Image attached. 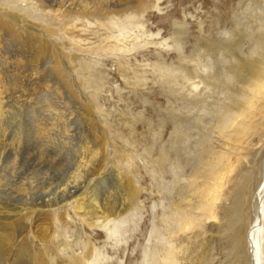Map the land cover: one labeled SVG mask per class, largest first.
I'll return each instance as SVG.
<instances>
[{"label":"bare ground","instance_id":"6f19581e","mask_svg":"<svg viewBox=\"0 0 264 264\" xmlns=\"http://www.w3.org/2000/svg\"><path fill=\"white\" fill-rule=\"evenodd\" d=\"M25 1L27 0H0V147L2 148L6 144L7 135L12 133L10 130L17 129L16 127L20 126L18 129L25 131L28 127H33L31 122L33 118L35 129L33 133L36 134V137L45 146L49 147L50 143L56 145L55 149L59 154L64 153L65 150L67 155H69V152H73L74 154L70 156L73 157L72 161L75 169L71 172V175H67V180L64 179V183L61 182L56 188L54 187V192L50 188L51 179L42 178L41 185L36 190L33 182L28 183L29 188L24 187L26 184L24 182L22 188H15V192L9 194L7 190L1 189L3 186V177L1 176L0 261L1 264H100L102 261L101 254L91 240L85 242L80 240L78 246L81 252L77 253L73 248L76 245L70 244L61 238L60 232L57 227L55 228L56 224L60 223L62 224L61 227H66L67 207L69 206L83 224L90 228L106 229L108 239L117 241L130 229L128 224L133 221H130V218H132L134 210H137L138 204H141L138 201L140 195H142V189L137 186L133 177L119 170L113 160L110 159L111 155L119 153L117 147L111 142L104 122L97 116L98 109L92 102H89L88 109H90V113L87 114L85 119L91 127L90 134L86 137L82 136L78 141L76 140L77 137L75 136L76 139H74L73 136V132H76L75 129L74 131L70 129L72 122L69 124L65 119L68 113L64 115L62 112L53 110L57 107V104L60 105L64 101L63 93L58 88L60 83H54L56 86L51 87L52 85L48 86L46 80H43V82L45 81L44 86L40 84V87L45 91V100L42 103H46L45 109H47V113L49 112V117L47 116L45 122L42 111L38 110L39 107L26 108L28 106H23V103L20 104L22 98L26 97L22 90L24 88L22 87V80L29 79L31 83V81L34 82L33 80H39L41 77V74L38 73L40 71L38 66L40 59L45 60L47 63L46 59L50 58L51 65L49 66L59 76V79L65 83L66 88L67 86L69 88L66 79L72 77V72L81 73V71L87 69L86 64L79 63L77 57L68 54L67 51L65 52L62 49L63 47L58 48L55 41L49 39L52 38L54 31L47 29L40 23H36L38 22L36 18L33 21L29 11L20 9L17 6L19 2ZM32 1L36 3L41 12L54 14L55 16H70L72 13H79L86 17L101 13L102 19L108 18V25L116 26L119 29L117 35L111 33L113 31H109L110 35H107L105 39H114L120 43V41L131 38L130 33H135L132 32L134 28L143 30L140 36L135 33L134 41L139 40L144 35L146 37L154 36V34H147L141 17H144V14L155 8L159 10L158 5L162 0H72L68 5L67 2L51 5L50 0ZM119 9L123 10L121 13L124 15L118 16L119 18L116 19L115 12ZM225 21L224 26L226 28L220 26L221 21L216 23L215 27L220 30L222 28L226 38L215 40L208 39L206 36V47H199L198 44H195L189 47L190 50L186 51L188 54L184 49L180 50L182 56L172 60L170 64L164 58L153 64L154 72L158 73V77L164 79L163 84L166 85H177L179 77L175 75V71L179 72L180 79L189 83L192 89L197 91V94L194 93L196 96L192 98H184L176 94L172 96L181 102L180 104L184 109L203 111L210 118L202 120L200 117L196 118L195 116L184 117L183 121H177L176 117L179 116L174 117L171 120L174 137H171L172 139L166 146H160L157 154L154 155L152 150L146 152L148 162L153 165L155 173L159 174L160 179L164 180L156 184L159 193L171 194L173 187L180 185L182 181L176 172H173V175H176L175 179L170 180L168 178L166 162H172L178 169H185L190 164L191 176L188 179L186 188H180L178 192L170 196V207L173 212L169 215L165 214L166 220L164 218L162 220L165 223L164 231L166 232L162 233L155 227L151 230V234L154 233L158 240L163 238L164 244H155L150 249L142 247V264H211L209 245L211 239L214 238L208 239V246L206 245L201 255L193 260L191 258L192 253H189L190 243H186L185 235L192 226H200L199 221L203 216L206 220L216 221L217 216L213 208L220 196L223 195L220 192L225 187V180L235 169V166L237 167V162L242 160L243 155L241 152L244 149L240 146L242 144L241 138L247 132L254 130V127L262 125L264 121V0H250L241 12L233 13L231 18L225 19ZM100 26L105 29L109 27L105 22H101ZM173 26L176 35L174 40L177 47L182 45L181 48H185L186 43L180 38L185 34L183 26L177 22H173ZM200 33V38L206 34L203 31V26H200ZM244 40H248V46L252 47L249 53L244 48L246 45V43L243 44ZM11 41H18L15 45L21 46V50L23 46L30 48L31 52L25 49V51H28L26 53H30L28 65H25L22 59V55L25 53L21 54L22 51L16 53L14 49L17 47L14 46V43L11 46ZM50 43L55 44L53 46H56V49H52L53 47L49 46ZM122 45L124 44L122 43ZM130 46L114 44L110 46L109 50L111 53H129L133 51L136 44L130 43ZM32 47L35 50L33 56ZM57 48L61 55L55 51L58 50ZM255 54L260 56L262 67L251 68L248 66L247 68L246 61L251 55ZM203 55L210 60L204 62ZM61 66L63 69H61ZM245 66L248 69V78L241 80L239 71L243 70ZM125 68L120 66L119 71H125ZM38 80L34 83L38 84ZM89 86L91 87L92 84L89 83ZM120 86L122 87V85ZM240 90L247 91L249 95L244 96L243 99H240L241 101L238 100ZM205 92H209L211 95L209 93L204 94ZM13 95H16L14 97L17 101L14 102V106H11L10 100H12ZM218 95L223 96L224 99L220 98L216 102L209 101L212 96L217 97ZM38 103L40 104V102ZM143 103L146 104L147 100L143 99ZM34 111L36 115L33 116ZM24 112L27 113L26 117L29 119L25 121L27 123L23 126L20 115L22 116ZM126 112L132 115L133 120L130 118L127 126H130L131 130L134 131L135 129L130 123H137L136 118L133 119V117H142L143 112H137L138 116L128 109H126ZM172 115L170 113V117ZM197 121L201 123L208 122L207 124L210 126L208 131L211 130L212 134L222 136L225 140L231 142L232 147L226 146L230 147L231 153H226V150L221 153L214 152L212 149H215V147L211 149L209 144L207 145L210 142L209 133L201 131ZM74 124L72 123V125ZM193 130H197L198 134L193 133ZM51 131L54 133H51ZM30 133L27 130L26 134ZM195 135L198 138L193 140ZM74 140H76V143ZM217 141L219 140L217 139ZM8 143L7 141V145ZM6 146L4 154L6 148H8ZM12 148L9 146V149ZM194 148L196 149L195 152L199 153L197 159L190 157ZM13 156L16 157L17 154H13ZM121 156L126 159L125 154H121ZM13 161L11 160V163ZM106 162L109 163L108 166H106ZM13 166H15L14 171H16V164ZM262 167L259 187L255 193L253 189L251 192L255 200L254 206L252 205L255 209L254 223L250 228H247L248 211L252 208V203L250 204V200H247L249 197L246 196L250 192L247 191L245 194L249 182V179L246 178L243 184L241 183V188L232 202V220L226 224L230 235L225 238L224 250H228L226 256L231 257V259L227 262H220V264H246L247 262L250 264H264V254L262 253L264 237V163ZM14 174L12 173L10 177H13ZM200 179L205 180L203 187L198 185ZM115 190L120 194L119 199L114 195L116 194ZM189 193H197L201 200L194 209L189 207L191 202V199L187 196ZM247 207H249L248 210ZM196 209H205L207 213L200 218L194 213ZM19 220L26 222L27 234H32L34 241L35 238L41 241L37 244L38 246L31 245L32 243H28L29 241L21 242L22 244L17 242V222ZM47 222H50L49 225H52V228L47 226ZM215 225L213 223L212 227H215ZM29 244L32 249H28ZM246 249L249 254L248 259L245 255ZM28 250L29 252H27Z\"/></svg>","mask_w":264,"mask_h":264},{"label":"rangeland","instance_id":"374dc122","mask_svg":"<svg viewBox=\"0 0 264 264\" xmlns=\"http://www.w3.org/2000/svg\"><path fill=\"white\" fill-rule=\"evenodd\" d=\"M249 1L250 0H162L158 5L159 10L155 8L150 10L151 12L148 11V13H146L147 15L144 14V17H141V21L144 24V29L147 31V34H154V36L146 37V35H144L139 40L134 41L136 34L140 36L143 33L142 29L136 30V28H134L132 32H135L136 34L130 33L131 38H127V40H125L126 42L120 41V43L116 42L114 39H105L107 35H110L111 31H113L111 33H114L115 35L119 34V29L116 26L108 25V18L102 19L101 13H95V16L89 15L86 17L79 13H72L70 16H55L54 14L41 12V10L37 8L36 3L32 0L18 3L17 6L20 9L31 13L32 20L36 18L38 19V22L36 23H40L47 29L54 31L52 38L49 39L55 41L58 48L63 47L62 49H64L65 52L67 51L68 54L77 57L79 63L87 65V69L81 71V73L75 71L72 72V77L70 79H66V82L69 85V88L68 86L66 88L65 83L59 79V76L54 73L52 68L49 66L51 65L50 58L46 59L47 63L45 60L40 59L41 61H39L38 65L40 70L38 73L41 74L39 79L40 81L37 79V84L34 83L35 81L37 82V80H33L34 82L31 81V83L29 79L22 80V87H24L22 90L24 91L26 97L22 98L20 104L22 105L23 103V106H28L26 108L39 107L38 110L40 112L42 111L45 122L49 112L47 113V109H45L46 103H42L45 100V91L42 87H40V84L44 86L45 81L43 82V80H46V84L48 86L52 85L51 87H55L56 85L54 83L61 84L62 82L63 87L58 84V88L63 93L64 101L60 104L61 106L54 102L57 104V107L55 106L56 108L54 107L55 109L53 110L62 112L64 115L65 113H68V116H66L68 119L66 117L65 119L69 124L71 122L75 123L74 125H72V123L70 124V129L73 131L75 129L76 132H73V136H76L77 139L76 137L74 139L78 141L82 136L86 137L90 134L91 127L85 119L87 114L90 113V109H88L89 102H92L98 109L96 113L97 116L104 122L111 142L117 147V152L119 153L117 155H111L110 159L113 160L119 170H122L124 173L133 177L137 186L142 189V195H140L138 201V203L141 204H138L136 208L137 210H134L133 216L130 218V221L133 220L128 224V228L130 229L117 241L108 239L106 229L90 228L83 224L74 215L72 208L68 206L66 227L63 228L61 227L62 224L58 223L55 228L57 227V230L60 232L63 240L76 245L73 247L75 252H81V249L78 246L80 240L84 242L91 240L95 245V248H97L101 254L100 258L102 261L100 264H142V247H148L150 249L155 244H164L163 238L158 240L154 233L151 234V230L155 227L157 230L159 229L162 231V233L166 232L164 231L165 223L162 220L163 218L166 220L165 214L169 215L173 212L170 207V196L178 192L180 188L187 187L188 179L191 176V165L189 164V166H186L185 169H178L172 162H166L168 178L170 180L173 178L175 179L176 175L174 176L173 172H176L177 176H179L182 181L180 185L173 187L171 194L164 195L163 193H159L156 186L157 182H163L164 180L159 178V174L155 173L153 165L148 162L146 152L148 150H152L154 155L157 154L160 146H166L172 139L171 137H174V133L172 132L173 125L171 121L174 117L179 116L176 117L177 121H183L184 117L196 116V118L200 117L202 120H208L210 117L203 111H188L187 109H184L180 104L181 102L176 100L172 95L176 94L181 95L184 98H192L196 96L195 94H197V91L193 90L189 83L182 81L180 79L179 72L177 71H175V75L179 77L177 85L163 84L164 79L160 78V76L158 77V73L154 72L153 64L158 62V60H162V58H164L165 61L167 60L166 62L170 64L172 60L182 56L181 51L183 49L186 52L188 49L190 50V46L195 44H198L199 47H206V36L208 39L210 38L215 40L226 38L224 31L222 30L223 27L226 28V26H224L226 22L225 19L231 18L235 12H241V10L247 6ZM60 2H67L68 5L72 2V0H50L51 5H55ZM116 11V19L119 18L118 16L124 15L121 13L123 10L119 9ZM101 22H105L107 27H109L107 29L101 27ZM173 22H177L183 26L185 34L180 36V38H182L187 44H185V48H181L182 45L178 47L176 45L174 40L176 35L174 34L175 29ZM218 22H220V26L222 27L221 30L215 27V24ZM200 26H203V31L206 33L202 36V38H200ZM247 41L248 40H244L243 44L246 43L244 48L246 49V52L249 53L252 47L248 46ZM11 42V46L14 43V46L17 47L14 49L16 53L19 51H22L21 54L25 53L22 55L25 59L23 57L22 59L24 60L25 65H28L30 53L26 52H31L30 48L23 46V49L21 50V46L18 47V44L15 45L18 41ZM122 43L124 45H122ZM130 43H133V45L136 44V47L129 53H111L109 50L110 46H113L114 44H119L120 46H130ZM55 44L50 43L49 46L51 45L50 47H53L52 49H56V46H53ZM25 49L28 51H25ZM34 51L35 50L32 47V56L34 55ZM55 51L59 54L61 53L59 52V49ZM186 54L188 53L186 52ZM203 59L205 60H203L204 62H208L210 60L204 55ZM262 65L260 56L256 54L251 55L246 61L247 68L248 66L251 68L262 67ZM120 66L123 68L126 67V72L124 70L119 71ZM246 66L243 67L245 72L242 69L239 71L241 80L248 78V69ZM61 69H63L62 66ZM89 83L92 84L91 87L89 86ZM120 85H122V87ZM242 91L243 90H240L238 93L240 96L238 97V100L243 99L244 96L248 95L247 91ZM208 93L209 92H205L204 94ZM128 94L131 95L128 96ZM209 94L211 95V93ZM9 95L11 96V94ZM14 96L16 95H13V98H11L12 100H10L11 106H14V102L17 101ZM33 97L34 99H32ZM220 98L224 99L223 96L218 95L217 97L212 96L209 101L216 102ZM143 99L147 100L146 104L143 103ZM28 102L30 103L28 104ZM38 102H40V104ZM234 105L236 104L234 103ZM126 109L131 111L136 116H138L137 112H143L142 117H133V119L136 118L135 120L137 123H130L135 129L134 131L131 130L130 126H127V122L130 121L132 115L128 114ZM10 110L13 111L14 109ZM170 113L173 114L171 117ZM32 115H36V112L34 111ZM26 116V112H24L22 116L20 115V118L22 117L23 126L27 123L25 121H28L27 119H29ZM33 120L34 119L32 118L31 122L33 127H28L27 129L28 133L31 132L30 134H26L27 130L23 131L21 129L22 131H20V129H18L20 126L16 127L18 130H10L12 133L7 135L6 144H3L4 147L2 148L0 147V180L3 177V186L1 189L7 190L9 194L15 192V190L20 187L22 188V183L24 182H26V184L33 182V186L36 190L37 187L41 185L40 183L42 182V178L51 179L52 182L50 188H52V191L54 192V187L56 188L61 182L64 183L67 180V175H71V172L75 169L72 161L73 157L70 156L74 153L69 152V155H67V151L65 150L64 153L59 154V152L55 149L56 145L50 143L49 147L45 146L39 138L36 137V134L33 133V131L35 132ZM197 123L199 124L201 131L209 133L210 142H208L207 145L209 144L211 149L215 147V149H212L214 152L221 153L225 150L226 153L230 152V147H232L231 142H228L222 136L212 134L211 130L208 131L210 129V126L207 124L208 122L201 123L197 121ZM260 126L254 127V130L247 132L241 138L242 144L240 146L244 149L241 154L243 155L242 157L245 158L241 157L242 160L237 162V167L235 166V169L232 170L230 175L225 180L226 188L224 187V189L221 190L220 193L223 195L220 196V201L218 200L213 208L215 215L217 216L216 221L206 220L204 219V216L200 219L202 215L207 213L205 209H196L194 211L195 215L200 217V226H192L187 231L184 238L186 243H190L189 253H192L191 258L193 260L201 255V252L206 245L208 246L207 243L210 238H214L213 240L211 239V244L209 245L210 263L220 264V262H227L231 259V257L226 256V254H228V250H224V244L226 243L225 238L230 235L226 224L228 221L232 220V202L246 178L249 179V182L246 186L245 194L247 191L250 192L247 193L246 196L249 197L247 200H250V204L252 203V208L248 211L249 221L247 228H250L254 223L255 209L253 204H255V200L251 192L253 190L254 193L257 191L260 184L259 181L261 180V170H263L264 121ZM51 133L54 132L51 131ZM193 133L198 134V131L193 130ZM194 138L195 139L193 140H196L198 136L195 135ZM217 139L219 141H217ZM76 140H74L75 143ZM7 141L10 143H8L10 148L13 147L12 149H9ZM5 146L8 148H6L4 154L3 152ZM14 150L15 152L18 151L19 154L18 152L15 153ZM195 150L196 149L194 148L190 157L197 159L199 153L195 152ZM2 154L5 156H2ZM13 154H17V156L14 157ZM121 154H125L126 159H123ZM11 160H14L17 163L14 161L11 163ZM15 164L16 171H14L15 166H13ZM105 164L106 166L109 165L108 162ZM12 173H15L13 176L14 178L10 177ZM204 181V179L198 180V185L203 187ZM26 184L24 187L29 188L28 186L30 185ZM117 192L118 191L115 190L116 194L114 195L117 199H119L120 194ZM187 196L191 199L189 207H192L193 209L196 208L201 201L199 195L197 193H189ZM248 209L249 207H247V210ZM1 223L2 221L0 220V225ZM17 223V242L22 244L21 242L25 243L26 241H29L28 243H32L31 245L34 244L38 246L37 244L41 241L37 238H35L36 240L34 241L32 239V234H27L28 231L26 230V222L24 220H19ZM49 223L47 222V226L52 228V225H49ZM213 223L216 224L215 227H212ZM159 241L160 243H158ZM31 245L28 246V249H32ZM27 252H29V250ZM262 253L264 254V237L262 241ZM245 255L248 259L249 254L247 249L245 250Z\"/></svg>","mask_w":264,"mask_h":264}]
</instances>
